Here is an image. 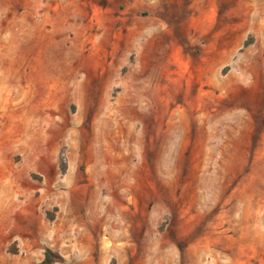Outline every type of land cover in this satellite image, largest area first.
<instances>
[{"label":"rangeland","instance_id":"obj_1","mask_svg":"<svg viewBox=\"0 0 264 264\" xmlns=\"http://www.w3.org/2000/svg\"><path fill=\"white\" fill-rule=\"evenodd\" d=\"M47 249L264 264V0H0V264Z\"/></svg>","mask_w":264,"mask_h":264},{"label":"crops","instance_id":"obj_2","mask_svg":"<svg viewBox=\"0 0 264 264\" xmlns=\"http://www.w3.org/2000/svg\"><path fill=\"white\" fill-rule=\"evenodd\" d=\"M56 115H61V110L59 111V112H57L56 113ZM58 123V125H61V123H62V118H59V119H57V118H54L53 120H52V126L54 125V124H57ZM52 126H51V128H52ZM51 128L50 129H48L49 130V132L51 131ZM40 155V154H39ZM23 189V190H22ZM13 190L14 191H17V192H21V193H25V190H24V187H21V184H20V182H19V178H17V180H16V182L14 183V185H13ZM63 192H65V191H63ZM66 193H68L67 195H69V194H72L71 192H65L64 194H66ZM34 209H33V208ZM31 208V209H30ZM64 208V207H63ZM36 210V208L33 206V205H30L29 207L28 206H22L21 208H20V210H18V214L20 215V216H22V215H24L26 218H33L34 216H33V212ZM23 217V216H22Z\"/></svg>","mask_w":264,"mask_h":264},{"label":"trees","instance_id":"obj_3","mask_svg":"<svg viewBox=\"0 0 264 264\" xmlns=\"http://www.w3.org/2000/svg\"><path fill=\"white\" fill-rule=\"evenodd\" d=\"M58 261H63L62 256H60V254L58 253L53 252L51 249H47L42 264H53Z\"/></svg>","mask_w":264,"mask_h":264}]
</instances>
